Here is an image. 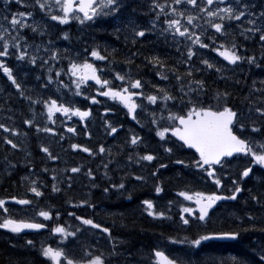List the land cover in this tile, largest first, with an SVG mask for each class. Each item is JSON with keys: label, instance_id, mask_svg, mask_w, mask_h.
<instances>
[{"label": "snow or ice", "instance_id": "1", "mask_svg": "<svg viewBox=\"0 0 264 264\" xmlns=\"http://www.w3.org/2000/svg\"><path fill=\"white\" fill-rule=\"evenodd\" d=\"M13 2L25 10H17L0 17V58H3L0 59V71L10 82V86L15 88V94L29 105L32 117L24 118L22 121L24 125L34 127L37 133L44 132L63 140L64 133L59 132L52 125H56L59 120L64 124L67 133L76 135L77 129L67 126L66 121L77 117L83 124L84 135L87 136L88 125L85 122L92 116L93 110L90 106L79 107L70 99H61L59 96L54 98V94L51 93L46 96L38 94L34 97L30 94L31 90L18 81L13 74V68L6 62L12 57L18 62L31 65L33 70L39 69L45 81L41 84L44 89L54 88L56 93L67 90L65 95L71 93L74 97H83L90 105L102 103L97 97H105L122 106L126 110L125 115L141 126H143L141 115L146 113L145 118L151 126V131L154 132L155 138H158L157 143L163 149V153L167 154L168 159L176 165L195 170L205 182H210V186L214 189L209 192H190L187 189L177 191L178 197L194 205L186 206L182 203L179 205V220L184 226H189L191 220L206 226L211 221L218 202H239L245 191L248 195L244 203L247 205L251 202L264 211V171H261L264 170V80L259 81V87L256 81L252 82L249 94L244 97V102L247 103L245 113L230 102L231 92L217 88L209 96L206 81L196 76V73L214 70L220 79H227L224 75L227 65L239 67L242 63H247L250 66L260 67L255 55H247L241 51L243 45L238 42L237 36L245 40L258 36L261 48L264 49V8L258 12L254 11V6L246 0H163V2L148 0L150 19L147 25H141L131 15L126 19L123 18L128 10L125 0H4L5 8L10 7ZM132 12L135 13L136 9L133 8ZM37 15L40 16V20L35 18ZM105 18L123 24L133 45L139 42L136 38L146 39L147 35L155 32L160 25L159 35L166 43L170 41L178 53L176 61L169 64L167 58L155 54L146 56L145 60L155 70L159 81L167 83H150L151 90L145 91L149 82L143 81L138 76L133 77L130 71H113L108 67L117 62L113 55L115 49L106 55L98 45H89L73 54L69 48L61 50L52 39L53 28L56 29L57 40L70 41L69 32L59 26L70 25L72 21H76L82 27H91L99 25ZM25 30L41 37V42L29 43L24 34ZM114 30L116 33L121 31L120 28ZM44 38H47L46 42ZM200 50L216 53L227 62V65L205 58ZM110 55L112 59H109ZM136 55L137 53H132V56L125 58L122 63L133 64L132 57ZM88 57H91L92 61L107 63L101 68ZM194 57L198 58L202 68L194 62ZM65 60L66 67H56ZM105 68L111 74L107 78L103 75ZM65 76L67 81L64 79ZM36 79L41 80L42 76L37 75ZM116 81L119 83H115ZM89 89L94 90L95 95L89 94ZM254 93L258 95L253 98ZM36 105L41 106L40 115L45 118L43 125L35 121L34 106ZM0 111L12 112V109L0 105ZM111 111L113 109L110 107L104 109L105 114ZM61 117L64 119L61 120ZM7 119L12 120V116H8ZM104 128L106 135L115 139L123 129V124L105 120ZM0 130L8 134L2 137V143L9 145L13 150L19 149L20 145L11 137L28 134L21 133L15 126L4 122H0ZM124 143L132 149L127 154L130 163L157 162L150 175L158 181L159 170L168 167L162 162V158L155 152L138 151L140 146L145 144V140L135 132H132ZM70 147L90 157L101 156L102 160L107 158L103 168L109 186L104 187V193H109L110 189L120 194H123L121 190L126 191L125 179L132 175L131 173H125V177H122L118 183L112 182L108 174L109 165L115 163L111 148L101 144L94 149L80 143H71ZM186 150L193 153L188 160L177 156V153ZM40 151L46 154L48 160L59 159L58 155L47 146L41 145ZM5 160L6 170L16 167L7 156ZM28 163L30 164L31 161ZM233 165L235 171L229 174L226 169ZM81 170L82 165H76L63 169V172L77 174ZM42 171L48 172L49 169L45 167ZM257 173H260V190L254 191L247 188V184ZM85 174L94 179L92 169ZM31 176L30 171L29 175L21 178L22 182L27 181L24 185L26 187L24 196L11 195L0 198V229L17 237L25 230L39 232L42 229H49L51 236L58 237V243L55 247L41 243L38 251L44 259L40 264H111V258L120 255L117 250L118 244L114 242L115 238L110 228L94 222L93 219L77 215L75 212L68 213L79 221L80 225L99 229L107 234L109 241L113 242L107 255L99 249L92 251L87 248L83 249L82 254L77 255L70 249L69 245L76 246L79 241L80 237L77 234L82 232L81 227L70 231L61 223L53 222L49 225L24 216L23 213L28 210L25 207L10 208L9 202L32 207L36 203L34 198L44 196L41 189L47 185L42 180L32 179ZM71 179V176L67 177L69 189ZM134 179L145 181L142 175H134ZM52 181V193L61 192L59 183L63 181L59 180L57 175L52 176ZM91 186L98 185L92 183ZM154 191L157 195L164 191L159 182L154 183ZM27 193H31L32 196L29 197ZM128 198L131 199V196L129 195ZM81 204L93 207L87 200H82ZM141 204L149 217L171 219L165 211L156 210L153 200L144 199ZM168 204H173V201L169 200ZM36 215L43 218V221H59L60 218L59 212L53 213L49 210H39ZM245 215L249 227L241 228L240 231L258 230L264 233V226L257 229L256 224L253 223L257 219L254 214L246 212ZM240 231H205L191 238L169 237V241L172 244L186 243L198 248L206 241L236 240L240 236ZM26 244L35 247V241L32 239H27ZM149 261L150 264H181L178 258L167 255L158 248L153 249ZM9 264L15 262L10 261ZM233 264H245V262L233 258ZM256 264H264V246L259 249V259Z\"/></svg>", "mask_w": 264, "mask_h": 264}, {"label": "trees", "instance_id": "2", "mask_svg": "<svg viewBox=\"0 0 264 264\" xmlns=\"http://www.w3.org/2000/svg\"><path fill=\"white\" fill-rule=\"evenodd\" d=\"M246 2L252 6H255V8H253L254 11L258 12L260 11V9L264 8V5H262L264 4V0H246ZM135 9V13L130 11L132 16H135L136 13L141 12L138 7H135ZM135 20H137L136 17ZM69 34L71 36L72 41H74L75 37L73 36L72 32H70ZM104 36L105 40L110 45L109 51H106V53H112V50L115 49V53H113V55L116 57V59L123 56L125 52H137L141 57V63L143 65H146L147 63L145 57L153 54L167 58L168 63L172 64L176 61V58L178 56L175 47L172 46V44L164 42L163 40H154L152 42L145 43L147 40L143 42V40L136 38L139 42L133 45L132 43H129L123 35L105 34ZM117 36H119V38H117ZM237 39L238 42L243 45L241 51H244L247 55H255L257 58V63L260 65V67H256L254 65L250 66L247 63H242L239 67H233L231 65H227V62L223 61V59L217 56L216 53H213L210 50H200V52L204 54L205 58H210L214 62H217L222 65H227V71L224 73L227 79H220L219 75L215 73L214 70L199 72L196 73V76L206 81L209 96H211L212 92L217 88L221 90L227 89L229 92L232 93L230 102L235 107L239 108L241 111L246 113L247 103L244 102V97L249 94L252 82L256 81L257 86L259 87V81L264 80V56H262V52H264V49L261 48V42H259L258 36L252 37L247 40H245L243 37L237 36ZM75 45L76 43L74 44V48ZM109 59H112L111 55L109 56ZM193 59L194 62H196L197 66L201 68L203 67L202 65H199L197 57H194ZM6 62L9 64V66L13 68V74L17 77L18 81L21 82L27 89L31 90V95L35 97L39 94V90L41 95H44L46 89L42 88L39 83V80L36 79L37 73L35 70L29 71L27 76H24L23 73H21V70H14L12 59H8ZM114 64H118V62ZM145 65L142 69L144 71V74H148V76L146 77H151L150 81L152 82H159L157 80V76L155 75V70L152 69V74H150V72L146 69ZM61 66L66 67V64L61 63L57 65L58 68ZM180 67L182 71L183 66L181 65ZM108 74H110L108 69H105L103 75L106 77ZM64 78L67 77L65 76ZM159 83L163 84L167 82L160 81ZM172 83L174 84L175 81L173 80ZM0 90H2L0 91V105H6V100H23L15 94V88L10 86V82L7 81V78L6 76H4L2 71H0ZM256 95H258V93H254L253 98ZM57 96L61 97V95H55V97ZM101 106L102 104H100V107ZM92 110V112H95V117H97V108L93 106ZM122 116L125 117L124 114ZM119 122L123 124V129L120 130V133L118 136H116L115 140L119 142V144L117 145H119L118 148H120V153L124 157L123 160L120 157L121 163L127 162L128 164H131L125 158V156H127V154L131 152L132 149L125 145L124 141L125 139L130 138L132 132H135L141 137H143L145 140V144H142L138 151L155 152L159 157L162 158V162L168 165L166 169L159 170V180L157 181L156 178H154V180L155 182H159L161 184L162 188L164 189L163 192H165L166 190L169 192V196L172 197L171 200L173 201V204L169 205L168 209L165 210L162 208L161 204L154 201L156 210L168 212L169 216H172L174 212V214L179 217V211L175 210V207L179 206L182 201H177V195H175L174 192L185 189L190 192H209L214 190L208 182H205L201 177H198L195 174V170L191 168L185 170L182 167H175L180 165L172 163L168 159L167 154L163 153V149L160 148L159 144L157 143L158 138H155L154 132L151 131V128H148L149 130L144 128L138 129L134 125L129 123L127 118H123ZM93 126L95 128L93 130L99 129L101 131L104 127V124L94 123ZM35 140L37 141V138L34 139L33 144ZM74 142L75 141H73L72 138L68 141L64 140L62 141V143H59L58 141H53V143H50L49 141L43 140L41 145L49 147V149L55 155H58L60 159L65 156L62 165L58 167L57 174L63 171L65 165L69 166V168L76 165H82V170H84V168L88 166V164H90L88 161V157L85 155V153H82L79 150H77L76 152H67L66 148H71L70 144ZM117 145L112 144L111 146L116 147ZM40 146L33 148L34 151H37V154L41 152L39 149ZM192 154L193 153L189 151H185L183 153H177V156L182 159L188 160ZM41 155L42 161L38 166V174L40 176V180L44 181V183L49 179V183L46 182L45 184L47 186H51L53 181L52 177L50 176V171L52 169V165L56 163H53L55 162L53 160H48L45 153L41 152ZM113 157L116 163L118 156L113 155ZM45 161L49 162V164ZM104 162H107V158H105ZM136 165H153L154 170V168L157 166V162L153 161L152 164L142 162V164ZM45 167L49 169L48 172L42 171V169ZM82 170L79 173L80 175L82 174ZM143 170L144 168H138V175H140ZM112 171L114 170L109 169V172ZM163 173L169 174L170 176H163ZM74 179L76 181H79L81 178ZM4 180L5 181H2V184L7 186V188H5V193H7V197L14 194V190L17 189V185L20 184L22 181L21 178L17 180L16 175ZM255 180L256 181L251 179L247 184V188L253 189L254 191H259L260 176L258 178H255ZM67 185L68 184H65L64 189L59 193H50L51 189L50 187H48V191H46L45 193L50 197L48 199L42 198L37 205V209L49 211L53 210L55 212L60 213L59 221H50V225L53 222L61 223L70 231L74 230L76 227H81L82 232L77 234L80 237L77 244L80 245V247L82 248L89 245L90 249L95 250L101 243V241H99L98 239V229H91L88 226H82L80 225L79 221L75 220L74 218H71L68 213L70 212L72 205L67 203L66 200L60 202L53 200H59L63 198L62 194H64L65 191H71L72 188L69 189ZM247 195L248 193L247 191H245L241 195L239 202L230 201L229 203L219 206L216 209V212L219 214V216L215 219L212 218L206 226L201 224H190L189 226L183 227L181 224H170L169 226L159 227L161 226L162 219L155 218L154 220H152L151 224L147 219L148 216H146L143 212L144 207L141 203H119L120 209L116 211V203L118 202H110L108 200H105L106 202L104 206H102L105 207V217L101 219L102 221L98 219L93 220L94 222L99 223L104 227L110 228L111 231L117 235L118 240H124L125 244L130 243L132 246L126 249L124 257L122 259H134L131 264H139L140 261L144 259L143 255L141 254V249H143V247L141 246H144V250H146V244H151V242H164L168 240L169 237L183 239L184 236H188L191 238L197 235L198 233L203 234L205 231H240L241 228L249 227V222L247 221V217L245 215L246 212H251L257 217V219L253 222L256 224L257 229L259 227L264 226V211H261L257 206H254L251 202L246 205L244 201L247 198ZM72 200H75L74 197L72 198ZM35 219L42 221L41 218ZM103 222L105 223V225L102 224ZM176 228L180 230L179 233L177 232ZM26 240L27 239L23 238L13 240L8 236L7 233L0 231V264H9L10 261H14L15 264H40L43 259L39 257V252L36 246L42 243L44 241V238H40V236H33V240L35 241V247L28 246L25 242ZM261 246H264V233L258 230L240 231V236L238 237V240L233 243L222 244L218 242L208 241L207 243L202 244L199 249L194 251L192 259H194L195 261H200L201 264H233V258H236L238 260L244 261L245 264H256V261H258L259 259V249L261 248ZM75 252L78 253V255L81 253V251ZM178 253L183 255L179 256V259L186 260V255L184 253Z\"/></svg>", "mask_w": 264, "mask_h": 264}, {"label": "flooded vegetation", "instance_id": "3", "mask_svg": "<svg viewBox=\"0 0 264 264\" xmlns=\"http://www.w3.org/2000/svg\"><path fill=\"white\" fill-rule=\"evenodd\" d=\"M163 2V0H161ZM143 9H148V5L144 7ZM157 32V31H156ZM124 65V63H122ZM124 69L126 68L125 66L123 67ZM86 140H94L91 145L94 146V148H98L99 145L103 144L105 145L104 141V134H99V141L94 138L90 137L89 135H85ZM88 157V161L90 164L86 166L85 173L89 170H93V175L94 179L88 177L85 173L83 174L84 178V185L82 187V190L80 194L82 193V196L84 200H87L88 202H95L96 205L93 207H88V213L84 212H79L77 215L83 216L85 218H90V219H97V218H104L106 215L105 207L100 206V203H104L105 200H108L110 202H118L117 204V210L120 209L119 203H124V204H131V203H141L142 200L144 199H153L154 193L152 191V184H151V179H149L147 186L144 188L143 186H138L137 180L133 178L132 175L128 176L125 179V184H126V191L121 190L123 194L118 193L116 190L110 189L108 195L104 193L103 189L104 187H108L109 185L104 184V168L103 164H100V157H90L87 154H85ZM116 156H119L118 152ZM134 167L135 165H122V167L116 169L114 173H108L109 176L114 178V182H119L122 177H125L126 170L124 168H131ZM79 175V174H77ZM92 183H95L98 185L97 187H92ZM129 195L131 196V199H129ZM106 202V201H105ZM98 203V205H97ZM106 238L103 237L101 240V244L97 247V249L104 251L105 255H107V252L111 250L112 248V243L113 242H106ZM118 247L117 250L120 253V255L112 257L111 258V264H131L133 260H121L124 257V253L126 249L131 247L132 245L130 243L125 244L124 240H119L117 242ZM163 247V246H162ZM165 249L169 247L168 245L164 246ZM153 248L152 247H147L146 251L150 252ZM137 264V263H134ZM145 264H150L149 260H146ZM181 264H183L181 262Z\"/></svg>", "mask_w": 264, "mask_h": 264}, {"label": "bare ground", "instance_id": "4", "mask_svg": "<svg viewBox=\"0 0 264 264\" xmlns=\"http://www.w3.org/2000/svg\"><path fill=\"white\" fill-rule=\"evenodd\" d=\"M262 5H264V4H262ZM254 8H255V6H254ZM99 141V140H98ZM34 143H36V140H35V142ZM122 165H124V163H121V161H120V156H118L117 157V160H116V163L115 164H111V165H109V169H113L114 171H112V172H110V173H114L115 171H116V169H118V168H120V167H122ZM37 178L40 180V176H39V174L37 173ZM21 183H22V181H21ZM82 184L84 185V180H82ZM76 194L79 196V194L76 192ZM104 204H105V201H104V203H100V206H104ZM97 205H98V203H97ZM162 242V241H161ZM161 242H157V243H152L151 242V244L149 243V244H146L147 245V247H152V248H155V247H157L158 245H160L161 244ZM141 247H143V249H141L142 250V255H143V257H144V259L142 260V261H140V263L139 264H145V262H146V260H149V252L148 251H146V250H144L145 248H144V246H141ZM175 255H176V257L179 259V256H183L182 254H180V253H175ZM121 260H124V259H121ZM181 262H184L185 260H182V259H179ZM134 264V263H133Z\"/></svg>", "mask_w": 264, "mask_h": 264}, {"label": "rangeland", "instance_id": "5", "mask_svg": "<svg viewBox=\"0 0 264 264\" xmlns=\"http://www.w3.org/2000/svg\"><path fill=\"white\" fill-rule=\"evenodd\" d=\"M13 4H15L17 6L18 10L19 9H22L21 11L25 10L24 8H21L19 5H17L15 2H13ZM11 5H12V3H11ZM11 5H10V7L5 8L4 0H0V17H2L5 14H9V13L13 12L12 11L13 7ZM28 10H31V9H28ZM72 22H76V21H72Z\"/></svg>", "mask_w": 264, "mask_h": 264}, {"label": "water", "instance_id": "6", "mask_svg": "<svg viewBox=\"0 0 264 264\" xmlns=\"http://www.w3.org/2000/svg\"><path fill=\"white\" fill-rule=\"evenodd\" d=\"M220 202H222V201H220ZM27 232H34V231H32V230H25L24 233H27ZM217 240H219V241H230V239H217Z\"/></svg>", "mask_w": 264, "mask_h": 264}]
</instances>
